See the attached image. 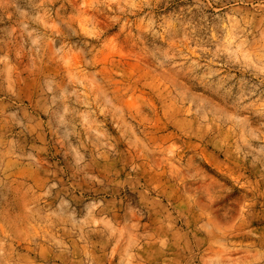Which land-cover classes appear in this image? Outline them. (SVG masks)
I'll return each instance as SVG.
<instances>
[{"label": "rangeland", "instance_id": "obj_1", "mask_svg": "<svg viewBox=\"0 0 264 264\" xmlns=\"http://www.w3.org/2000/svg\"><path fill=\"white\" fill-rule=\"evenodd\" d=\"M0 264H264V0H0Z\"/></svg>", "mask_w": 264, "mask_h": 264}]
</instances>
